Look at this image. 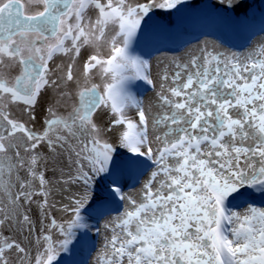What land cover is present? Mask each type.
Returning a JSON list of instances; mask_svg holds the SVG:
<instances>
[{
    "label": "snow or ice",
    "instance_id": "snow-or-ice-1",
    "mask_svg": "<svg viewBox=\"0 0 264 264\" xmlns=\"http://www.w3.org/2000/svg\"><path fill=\"white\" fill-rule=\"evenodd\" d=\"M188 7L0 0V264L76 247L93 264H264V42L205 41L155 75L134 48Z\"/></svg>",
    "mask_w": 264,
    "mask_h": 264
},
{
    "label": "rangeland",
    "instance_id": "rangeland-1",
    "mask_svg": "<svg viewBox=\"0 0 264 264\" xmlns=\"http://www.w3.org/2000/svg\"><path fill=\"white\" fill-rule=\"evenodd\" d=\"M186 3L190 5V7L186 8L182 14L177 15L176 13H173L171 17H162L159 14L155 17V19H160L162 20V23L165 27H168L170 24V21L173 19L175 21V28H181L180 30H188L190 27L194 25H203L204 22H201V19H206L210 18V14L213 15L214 17L218 18L219 23L221 25V28L224 30H228L231 28L237 18L236 13H222L217 10L216 7H214L216 0H192V1H187ZM246 7L247 11H242V13L247 17L248 19L255 17L259 12L264 13V0H246ZM204 8V9H203ZM206 9V10H205ZM209 20V19H207ZM208 21L205 22V24ZM160 24V23H158ZM155 29L159 30L160 28L154 27ZM250 35L244 39L250 38V43H248L247 46H245L242 49H236L233 45H228L225 42H222L218 39H216V35L213 33H209L207 31H202L199 36L197 34H189L187 37H182L180 38L178 42H186L189 40H194L190 43L185 44L183 48H181L178 51H174L175 54L172 55L170 52H167L165 50H161L166 44L161 45L151 56H149V60L152 59V57L155 56H160L162 62L165 61V63L161 66V68H164V65L169 63L172 58H180V59H185L189 53L195 52L199 47H201V39H205L208 37H212L213 39L216 40V43L214 44L216 46V49L218 50L220 48L221 51H236V52H244L245 50L254 47L258 43L264 42V33L258 34L256 36ZM215 35V36H213ZM253 36V37H252ZM197 39V40H196ZM214 40V41H215ZM243 40V39H242ZM164 53V54H163ZM87 55V53H85ZM153 74L155 75L159 71V67L157 64L153 63ZM143 85H141L142 87ZM143 92V98L145 100V104L147 105L149 101H154L155 96L152 91V89H144L142 90ZM39 113V111H38ZM18 116L19 113H16ZM36 127V126H35ZM40 126L36 127L38 130ZM47 176L49 179H52L55 181L57 179V176H54L51 171L47 173ZM141 179V183L143 181V178ZM63 185H59L54 183L53 184V196L51 197L52 200L59 201L61 200L62 196H66L69 193L61 191L63 188ZM136 188L140 187V184L135 185ZM72 191H75V188L71 189ZM131 189H128L126 191H130ZM66 202V201H65ZM54 214L59 218L63 214L60 212H54ZM115 215V213H113ZM93 223H97L96 220H90ZM102 224L103 221H100ZM94 241H95V246L98 248L100 246V237H96L94 235ZM71 247V246H70ZM79 247L72 248L68 253H62L61 256L58 258L59 259V264H69L70 259L72 258L73 255L78 253ZM89 256L86 257L83 262H80L78 264H93V257L95 255V252L88 253Z\"/></svg>",
    "mask_w": 264,
    "mask_h": 264
},
{
    "label": "bare ground",
    "instance_id": "bare-ground-1",
    "mask_svg": "<svg viewBox=\"0 0 264 264\" xmlns=\"http://www.w3.org/2000/svg\"><path fill=\"white\" fill-rule=\"evenodd\" d=\"M187 1H192V0H187ZM236 14H237V18H236L233 26L231 28H229L228 30L222 29L218 18L214 17L211 14H210V18H206L204 20L201 19V22H204V26L202 24L201 25H194V26L190 27L188 30H186V29L180 30L181 28H175V21L172 19L170 21L169 26L164 27V29H159V30H157L155 28L149 29L147 37L139 39L138 42L134 45L135 51L137 54L143 55V56H145V58H148L161 45L169 44V42L172 44H174L176 42L178 43V41H180L179 40L180 38L187 37L189 34L190 35L191 34H197V36H199V34L202 31H207L209 33H213L216 35V39H218L222 42H225L228 45L235 46V44L240 43L242 41V39L248 37L251 32H253L254 30L260 29L262 27V25H264V13H262V12H259L255 17L250 18V19L245 17V15L242 13V11L240 13H236ZM207 19H209V20H207ZM155 20L157 21V23L163 24L162 20H160V19H155ZM206 21H208V22L205 24ZM215 35H213V36H215ZM201 40H202L201 46H203L204 42L207 41L210 48L211 47L216 48V46L214 45L216 43V40L213 39L212 37H208V38L201 39ZM165 48H167V49H165V51L170 52L172 55L175 54L174 51H176V50L169 49L168 47H165ZM218 50H220V48ZM160 56L159 57L155 56V57H152V59H150L152 64L155 63L158 66H160L159 71L163 69V68H161V66L165 63V61L162 62L161 60H159L162 58V56H161V58H160ZM55 62L56 63H66L67 58L57 57ZM78 69H79V65H77V68L74 69V72H77V74H78ZM138 83H139L140 88H141V85L143 84V82H138ZM148 89H151V87ZM152 101H149V102H152ZM39 115H40V113L37 114L38 118H37V123L35 126L36 127L40 126V128H41V124L39 122ZM89 222L92 224H95L92 221H89ZM90 235H92L93 239H94L95 233L93 232ZM87 256H88V252L79 248L78 253L72 256V258L69 261V264H78L80 262H83V260H85Z\"/></svg>",
    "mask_w": 264,
    "mask_h": 264
},
{
    "label": "water",
    "instance_id": "water-1",
    "mask_svg": "<svg viewBox=\"0 0 264 264\" xmlns=\"http://www.w3.org/2000/svg\"><path fill=\"white\" fill-rule=\"evenodd\" d=\"M264 27V25H262V27L260 28V29H257V30H254L253 32H252V34L251 35H255V34H257L262 28ZM165 49H167V48H165V47H163V49L161 48V50H165ZM156 53V52H155ZM151 56V55H150ZM129 183H131V181H129ZM128 189H130V188H126L125 190H128ZM89 256V255H88Z\"/></svg>",
    "mask_w": 264,
    "mask_h": 264
}]
</instances>
